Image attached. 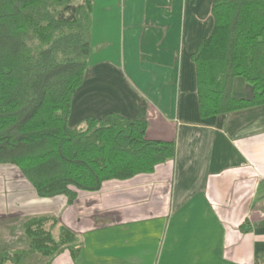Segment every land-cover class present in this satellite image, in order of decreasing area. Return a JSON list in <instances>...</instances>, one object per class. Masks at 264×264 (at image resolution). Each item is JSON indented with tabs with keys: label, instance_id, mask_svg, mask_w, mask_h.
<instances>
[{
	"label": "crops",
	"instance_id": "0c3cea01",
	"mask_svg": "<svg viewBox=\"0 0 264 264\" xmlns=\"http://www.w3.org/2000/svg\"><path fill=\"white\" fill-rule=\"evenodd\" d=\"M112 1L101 21L94 7L91 46L112 44L115 58L89 62L70 125L106 113L145 120L148 138L174 141V156L72 203L38 197L16 166L1 164L0 251L26 250L23 223L44 216L82 242L76 261L65 251L49 264H264V105L199 113L191 55L212 28V0ZM127 57L143 65L128 72ZM232 93L253 96L240 78ZM46 262L31 254L24 264Z\"/></svg>",
	"mask_w": 264,
	"mask_h": 264
},
{
	"label": "trees",
	"instance_id": "16d2710c",
	"mask_svg": "<svg viewBox=\"0 0 264 264\" xmlns=\"http://www.w3.org/2000/svg\"><path fill=\"white\" fill-rule=\"evenodd\" d=\"M95 0H0V165L18 168L40 198L97 192L103 182L151 173L173 158L172 140L150 139L147 122L119 113L70 125L74 94L91 54ZM212 28L191 55L202 119L264 105V0H212ZM251 86L236 97L233 82ZM26 250L0 251V264L39 254L49 264L82 242L51 217L22 226Z\"/></svg>",
	"mask_w": 264,
	"mask_h": 264
},
{
	"label": "rangeland",
	"instance_id": "374dc122",
	"mask_svg": "<svg viewBox=\"0 0 264 264\" xmlns=\"http://www.w3.org/2000/svg\"><path fill=\"white\" fill-rule=\"evenodd\" d=\"M138 2H139V0H137L136 4H134V5L137 6ZM112 5H114L112 0H95L94 7L97 9V12L95 15V21H101L102 18H104V16L106 14H112V9L111 8L107 9V6L111 7ZM106 9H107V11H106ZM127 32L128 31L126 29L125 36H127V34H128ZM94 47H95V43H93L91 46V53L92 54L90 55V58H89L90 63H94L97 59L101 58L102 55L104 57H107L109 59L114 60L116 53H115V50H113L111 48V47H113L112 44L108 47V49L106 48L105 50H102V45H97V48L99 49V51L97 53H95ZM125 47L127 48L128 46L126 45ZM125 55H127V54H125ZM125 62H126L125 63L126 69L128 72H131L133 70H137V69L141 68L140 65H143V64H140V61L138 59L137 60H130V59H128V57L125 59Z\"/></svg>",
	"mask_w": 264,
	"mask_h": 264
}]
</instances>
